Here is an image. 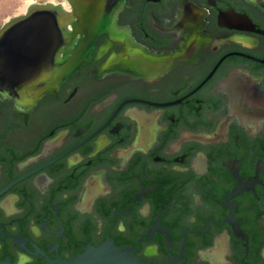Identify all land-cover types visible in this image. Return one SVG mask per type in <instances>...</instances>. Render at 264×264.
<instances>
[{"label":"flooded vegetation","instance_id":"flooded-vegetation-1","mask_svg":"<svg viewBox=\"0 0 264 264\" xmlns=\"http://www.w3.org/2000/svg\"><path fill=\"white\" fill-rule=\"evenodd\" d=\"M111 27L55 93L0 95V264H264V10L123 0Z\"/></svg>","mask_w":264,"mask_h":264},{"label":"water","instance_id":"water-1","mask_svg":"<svg viewBox=\"0 0 264 264\" xmlns=\"http://www.w3.org/2000/svg\"><path fill=\"white\" fill-rule=\"evenodd\" d=\"M68 8L37 3L0 27V95L32 105L90 61L94 42L109 32L123 0H64ZM264 10V0H245ZM232 21L243 16L230 13ZM47 264H156L129 247L105 242L68 262ZM167 264H178L170 261Z\"/></svg>","mask_w":264,"mask_h":264},{"label":"rangeland","instance_id":"rangeland-1","mask_svg":"<svg viewBox=\"0 0 264 264\" xmlns=\"http://www.w3.org/2000/svg\"><path fill=\"white\" fill-rule=\"evenodd\" d=\"M26 1L27 0H0V27L8 19L21 14ZM46 2L61 4L64 6V8H68V5L64 0H45L43 3Z\"/></svg>","mask_w":264,"mask_h":264},{"label":"bare ground","instance_id":"bare-ground-1","mask_svg":"<svg viewBox=\"0 0 264 264\" xmlns=\"http://www.w3.org/2000/svg\"><path fill=\"white\" fill-rule=\"evenodd\" d=\"M34 2H35L34 0H27V1L25 2L24 9H23V11L21 12V14L24 13V12H26L27 9H28L29 7H31V6L34 4ZM47 5H48V6H49V5H50V6H55L56 4L51 3V2H48ZM56 6H58V5H56ZM56 6H55V7H56ZM58 7L61 8L62 10L67 11V10L64 8V6L61 5V4H59ZM107 25H108V29H110L109 32L112 33V27H110L109 24H107Z\"/></svg>","mask_w":264,"mask_h":264},{"label":"trees","instance_id":"trees-1","mask_svg":"<svg viewBox=\"0 0 264 264\" xmlns=\"http://www.w3.org/2000/svg\"><path fill=\"white\" fill-rule=\"evenodd\" d=\"M34 1H36V2H38V3H43V2H45V0H34Z\"/></svg>","mask_w":264,"mask_h":264}]
</instances>
